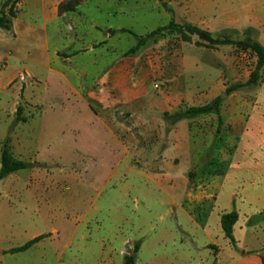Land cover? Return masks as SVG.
Returning a JSON list of instances; mask_svg holds the SVG:
<instances>
[{"label":"crops","instance_id":"obj_1","mask_svg":"<svg viewBox=\"0 0 264 264\" xmlns=\"http://www.w3.org/2000/svg\"><path fill=\"white\" fill-rule=\"evenodd\" d=\"M28 1L31 18L39 9L42 28L51 25L56 41L48 32L39 36L37 23L17 30ZM65 1L21 0L11 32L43 43L46 67L78 94L80 108L96 123L93 135L112 141L116 165L125 163L134 174V193L157 206L153 237L140 240L136 264H264V98L226 93L240 70L230 47L199 45L197 35L191 41L169 35L132 50L136 39L123 29L143 35L162 23H62L68 14L60 15L59 5ZM108 1L91 0L100 11ZM156 2L154 8L167 5ZM168 4L176 10L174 0ZM137 5L151 7L149 0ZM218 97L219 114L169 117ZM231 211L238 214L233 240L221 225V215Z\"/></svg>","mask_w":264,"mask_h":264},{"label":"rangeland","instance_id":"obj_2","mask_svg":"<svg viewBox=\"0 0 264 264\" xmlns=\"http://www.w3.org/2000/svg\"><path fill=\"white\" fill-rule=\"evenodd\" d=\"M10 1L0 0V13L8 11ZM123 1L109 0L110 5L100 11L95 2L82 0L62 23L161 26L174 18L178 23H207L204 29L214 37L226 34L242 40L247 34L264 42V0H210L209 4V0H174L173 14L167 10L169 0L156 8L154 0H149V9L138 8L139 0H126V5ZM117 2L122 4L117 7ZM25 4L17 30H23L25 23H37L39 36L48 32L56 41L51 25L46 31L42 28L39 9H33L37 16L31 18L30 1ZM123 31L131 33L137 44L138 33L129 28ZM169 35L181 33L168 32L147 42ZM227 47L239 63L236 83L248 81L256 68V55L233 44ZM43 53V43L31 41L25 32L15 36L0 27V154L9 139L16 158L35 164L0 180L1 264H116L121 253L153 237L157 206L134 193L130 167L116 165L119 155L112 154L110 139L93 135L96 123L80 108L78 94L65 90L59 76L48 70ZM260 73L256 85L236 90L233 98H264V67ZM39 235L45 237L12 253Z\"/></svg>","mask_w":264,"mask_h":264},{"label":"trees","instance_id":"obj_3","mask_svg":"<svg viewBox=\"0 0 264 264\" xmlns=\"http://www.w3.org/2000/svg\"><path fill=\"white\" fill-rule=\"evenodd\" d=\"M9 1V0H8ZM21 0H11L9 4V9L7 12L0 13V27L12 30L13 27V19L17 16V4ZM81 0H69L62 2L59 5V12H68V11H75L76 7L80 4ZM167 10L174 13L171 7H168ZM172 32H179L181 33V38L185 41H191V35H197L199 37V41L197 44L205 45L209 48H215L221 44H233L238 48L243 50H250L252 51L257 57L256 68L252 72L251 77L248 81L244 83H236L231 85L227 90L226 93L230 94L233 91H236L241 88L251 87L258 83L260 80V71L264 67V45L261 44L259 41L253 40L250 36L244 37L242 40H232L226 36V34H222L220 37H214L211 32L204 30L196 25L191 23H178L172 18L169 23L165 25L158 26L154 30L148 32L145 35H140L137 40V44L133 50H136L143 46L149 39L155 38L157 36L165 35L166 33ZM221 97H218L213 102L199 106V107H188L182 109L172 116L167 114V117H172L175 119H182V118H190L200 114H207V113H217L219 114V106L221 102ZM1 167H0V180L6 178L8 175L17 172L19 170L31 169L35 167V164L29 161H25L19 158H16L11 150L10 140L6 139L1 147ZM238 219V214L236 211H231L227 213H223L221 215V225L225 236L231 240H233V228ZM45 235H39L26 241L24 244L13 248L11 251L13 253L24 251L31 246H33L36 242L40 239L44 238ZM141 244L140 242L134 245L132 251L127 252L124 255L123 264H136L137 263V254L140 250Z\"/></svg>","mask_w":264,"mask_h":264},{"label":"built area","instance_id":"obj_4","mask_svg":"<svg viewBox=\"0 0 264 264\" xmlns=\"http://www.w3.org/2000/svg\"><path fill=\"white\" fill-rule=\"evenodd\" d=\"M157 87V85H155Z\"/></svg>","mask_w":264,"mask_h":264},{"label":"water","instance_id":"obj_5","mask_svg":"<svg viewBox=\"0 0 264 264\" xmlns=\"http://www.w3.org/2000/svg\"><path fill=\"white\" fill-rule=\"evenodd\" d=\"M225 95H227V94H225Z\"/></svg>","mask_w":264,"mask_h":264}]
</instances>
